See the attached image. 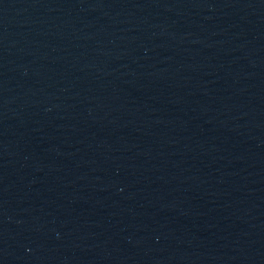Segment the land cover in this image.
I'll return each mask as SVG.
<instances>
[{"label": "water", "instance_id": "obj_1", "mask_svg": "<svg viewBox=\"0 0 264 264\" xmlns=\"http://www.w3.org/2000/svg\"><path fill=\"white\" fill-rule=\"evenodd\" d=\"M0 264H264V0H0Z\"/></svg>", "mask_w": 264, "mask_h": 264}]
</instances>
